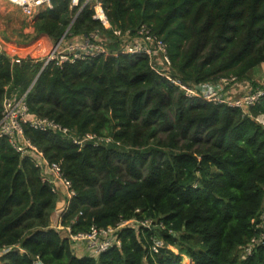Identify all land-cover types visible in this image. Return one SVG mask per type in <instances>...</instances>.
<instances>
[{
  "label": "trees",
  "instance_id": "trees-1",
  "mask_svg": "<svg viewBox=\"0 0 264 264\" xmlns=\"http://www.w3.org/2000/svg\"><path fill=\"white\" fill-rule=\"evenodd\" d=\"M101 1L112 25L150 26L184 82L250 80L264 62V0ZM75 12L70 0H52L34 28L54 41L70 24L74 34H110L88 7L73 21ZM41 64L30 56L12 63L0 53V119L4 98L26 92L31 115L77 135L112 139L79 147L23 125L75 190L61 225L79 232L122 219L153 223L124 227L120 247L84 255L51 227L58 195L41 170L0 136V248L25 250L5 253L0 264H33L35 256L44 264H182L183 257L190 264H264V241L242 257L264 204V127L251 117L264 113V97L246 113L186 99L142 56H101L40 71ZM155 240L163 242L157 252Z\"/></svg>",
  "mask_w": 264,
  "mask_h": 264
},
{
  "label": "built area",
  "instance_id": "built-area-1",
  "mask_svg": "<svg viewBox=\"0 0 264 264\" xmlns=\"http://www.w3.org/2000/svg\"><path fill=\"white\" fill-rule=\"evenodd\" d=\"M9 4L19 8L21 14L31 23L35 21L38 14L51 8L52 0H5ZM92 11V17L98 20L103 29L110 31L105 34L98 30L88 33L74 34L71 25L64 34L56 41L46 37L50 43L49 48L42 57L32 56L33 51L3 49L0 46V53L6 55L12 63H19L21 59L30 56L36 62H41L42 71L47 66L63 67L65 64H73L78 61H90L98 57H117L119 55L142 56L149 59L151 67L159 76L177 89L186 99H201L215 104H222L227 107L239 108L243 112L255 106L264 97V82L248 79L238 80L235 76L221 77L212 82L190 83L184 82L175 74L167 46L164 40L157 35L147 24H140L134 29L121 28L112 25L107 18L106 11L101 0H70V8L76 9L73 21L84 8ZM43 37V36H42ZM40 37V38H42ZM43 37V38H44ZM114 44L111 47L110 44ZM44 45V44H42ZM19 48V47H14ZM26 92L20 96H6L2 102V117L0 119V136L8 139L11 146L22 156L29 157L34 165L42 172V181L48 183L54 193L58 195V184H61L65 193V207L57 216L54 229L63 233L75 245V249L84 255L98 256L112 247H120L121 240L119 231L124 227L138 228V226L150 227L152 220H120L114 226L97 227L92 225L87 231L72 232L70 226H62L60 218L66 210L67 201L75 196V190L69 179L64 177L59 164L48 162L43 151L34 144L23 131V125H28L44 133H58L68 139L72 144L82 147L90 144L93 147L107 145L112 142L109 136H99L96 133L75 134L71 129L61 125L54 119L36 117L31 115L25 102ZM257 123L264 127V113L251 116ZM161 226V225H160ZM257 232L243 247L242 257L253 253L258 244L264 241V204L259 212L258 219L254 224ZM163 246L161 240H155L151 250L158 251ZM17 250L24 253L25 250L19 246H3L0 248V257L9 251ZM79 252V253H80ZM33 264H44L39 256L33 258Z\"/></svg>",
  "mask_w": 264,
  "mask_h": 264
},
{
  "label": "rangeland",
  "instance_id": "rangeland-1",
  "mask_svg": "<svg viewBox=\"0 0 264 264\" xmlns=\"http://www.w3.org/2000/svg\"><path fill=\"white\" fill-rule=\"evenodd\" d=\"M42 36L36 32L34 22L31 23L27 20L17 6L9 4L5 0H0V46L3 49L9 48L11 50L13 48L19 51L18 49L23 50L24 47H27L25 50L34 52L32 56L40 58L45 55L50 46L46 37L43 38ZM10 45L19 48H10ZM21 52L25 56L26 51ZM160 136L163 137L164 135L160 134ZM170 249L176 253L178 252L177 248L173 246H170ZM182 264H190V259L183 257Z\"/></svg>",
  "mask_w": 264,
  "mask_h": 264
},
{
  "label": "crops",
  "instance_id": "crops-1",
  "mask_svg": "<svg viewBox=\"0 0 264 264\" xmlns=\"http://www.w3.org/2000/svg\"><path fill=\"white\" fill-rule=\"evenodd\" d=\"M249 76L251 78L250 80L252 81H258V82L264 81V62L258 65L257 67H255L250 72ZM58 190H59L58 191L59 193H58L57 207L53 215L52 224H54V222L57 219V216L62 211V209L65 207V193H64L63 186L61 184H58Z\"/></svg>",
  "mask_w": 264,
  "mask_h": 264
},
{
  "label": "water",
  "instance_id": "water-1",
  "mask_svg": "<svg viewBox=\"0 0 264 264\" xmlns=\"http://www.w3.org/2000/svg\"><path fill=\"white\" fill-rule=\"evenodd\" d=\"M70 25H71V24H70ZM38 75H39V74H38ZM38 75L34 78V80L32 81V83L30 84L28 90L33 86V84H34L35 80L37 79ZM28 90H27V91H28Z\"/></svg>",
  "mask_w": 264,
  "mask_h": 264
}]
</instances>
